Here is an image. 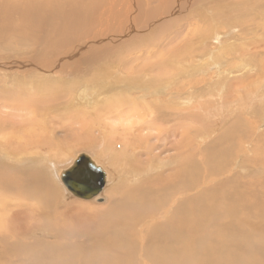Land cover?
Returning <instances> with one entry per match:
<instances>
[{"label":"bare ground","instance_id":"obj_1","mask_svg":"<svg viewBox=\"0 0 264 264\" xmlns=\"http://www.w3.org/2000/svg\"><path fill=\"white\" fill-rule=\"evenodd\" d=\"M157 1L161 4L166 0H0V42L9 48L8 52L0 54V72L20 75L28 71V86L45 93L48 90L45 83L48 82V77L57 78L58 73H64L65 69L61 65L68 59H85L94 70L101 68L96 60L114 53L117 47L124 44L125 41L120 40L125 34L145 24L152 26L157 16H162L159 14L162 10L157 13L155 11L154 4ZM204 2L205 0L201 1V4ZM190 4L186 5L190 7L194 3L191 1ZM195 8L202 9L198 6ZM150 10L152 12L148 16L147 12ZM190 11L193 9L188 13ZM199 16L200 14L195 23L201 20ZM188 26L189 29L193 27L191 24ZM34 42L37 47L44 48L30 57L17 56L15 46L31 48L34 47ZM111 64L102 68L105 74L116 68H111ZM116 71L114 69L113 72ZM179 82L174 87L178 89L180 86L181 89L167 94L171 100L169 105L161 99L151 100L145 104L146 109H151V112L144 113L145 117H150L153 113L150 121L145 119V124L148 121L150 127L155 128V139L158 142L162 140L158 137L164 130L162 124L169 126L168 124L177 121H193L187 124L188 127L172 130V136L179 134L170 144L175 154L165 156L160 149L159 154H151L149 147L153 145H145L144 158L136 159L138 168L125 167L124 163L130 162L123 157L124 154H112L119 159L109 160L111 147L104 146L105 133L109 129L105 126L98 133L100 142L98 140L91 144L97 154L79 150L93 156L109 174L104 186H107L104 193H108V203L102 209L84 211L79 204L73 202L78 205L75 206L76 211L69 210L70 205H73L71 203L60 207L59 212L56 210L57 204L62 206L66 198L60 187L56 184L53 187L52 175L60 183L59 173L72 162L79 151L75 150L71 154L65 166L52 164L53 157L63 155L62 151H58L57 156H50L46 152L37 153L38 155L18 163L20 167L17 169L2 165L5 163L1 160L12 154L8 155L0 145V184L15 191L18 197L20 193L22 198L28 199L33 205L30 214L34 219L39 217L37 219L43 221V226L38 228L44 227L47 234L55 231L56 236L54 240L35 237L28 241L23 234H35L21 228L22 221H27V218H22L25 214H14L7 218L0 211V264H264V137L259 135L256 139L251 138L259 125V118H248L242 114L259 95L262 101L259 109L264 108V92L257 95L256 88L253 90L251 86L244 87L242 94H239L242 91L240 89H230L226 93V99L227 96L228 99L234 97L235 101L222 104L223 102H218L220 98L215 97L218 101H215L216 112L213 114L211 108L208 111L207 105L204 107L206 111H203L199 105L202 100L197 98L195 104L198 103L199 108L196 104L194 109H189L188 103L183 105L184 99L175 101L182 88L190 84L189 79L187 84ZM82 86L87 85H81L74 93L79 104L85 102L87 96L85 93L81 100H77L78 90ZM61 88H57L55 92L62 93ZM189 90L190 93L198 92L193 88ZM195 96L198 94L195 93ZM88 101L87 97V104ZM181 104L182 111L175 114L172 110ZM52 107L54 106L51 104L43 107L36 104V108L32 110L33 118L37 119L39 115L38 121L43 123ZM138 114H142L139 109L135 115ZM223 117L226 118V125L215 127L206 122L209 118H214L212 123L216 124ZM196 123L205 127V131L201 130L202 136L199 135L200 132L195 134ZM260 123L264 124V115ZM1 125L3 124L0 123ZM33 126L26 125V138L29 143L38 145L45 139L42 137L44 132ZM249 127L250 132L247 130ZM9 128L5 138L7 145L16 139L12 133L14 126L10 125ZM113 130L117 135L114 128ZM193 134L196 138H210L203 146L202 153L195 154L189 146V136ZM139 139H143V136H139ZM136 141L140 143V140ZM248 141L253 142L251 144ZM248 143L251 147L248 150H252L253 154L240 159L239 156L247 152ZM158 146L160 145L157 143L156 147ZM168 160L177 162L176 166L164 168ZM121 163L123 165L120 166ZM107 165L117 166L120 174L118 179ZM25 167L34 169L27 170ZM161 168L165 170L161 171ZM7 176L17 177L20 182L18 179H7ZM114 179H117L116 183L110 184ZM256 183L261 185L262 193L257 191ZM58 185L65 188L62 182ZM65 191L69 195L66 188ZM101 193L94 198L101 196ZM65 212L70 216L72 224H63ZM56 219H60L61 223L56 222Z\"/></svg>","mask_w":264,"mask_h":264},{"label":"rangeland","instance_id":"obj_2","mask_svg":"<svg viewBox=\"0 0 264 264\" xmlns=\"http://www.w3.org/2000/svg\"><path fill=\"white\" fill-rule=\"evenodd\" d=\"M191 1L194 3L193 6H187L191 5ZM191 1L166 0L161 4H159L160 1H157L155 3L157 5L155 6L154 4L156 13L160 10L165 12H159L162 16L159 17L158 15L152 26L145 24L132 29L133 31L129 34H125L120 40L121 42L125 41L124 44L120 43L121 45L117 47L114 53L96 60L101 66V68L96 70L91 68L92 65L86 62L85 59L76 58L74 61L68 59L61 65L65 69L64 73H58L57 78L49 76L48 82H45L47 83L48 94L28 86L30 82L28 71H24L20 75L11 72H7L8 74L0 72V123L3 124L0 126V145L9 153L8 155L12 154V156L1 160L2 163H5L2 165L19 169L20 164L18 163H21L24 159H29L33 155L46 152L50 156H57L56 153L62 151L63 155L52 159V164L54 163L56 164L55 166L61 167L66 165L75 150L92 151L97 154L96 150L92 149L91 144L99 140L100 134L98 133L105 126L109 129V132L105 133L106 141H104V146L111 147L109 160H116L117 158L118 161L119 158L112 154H124L123 157L130 162L124 163V166L132 169L133 167L138 168L136 159L144 158V154H146L145 145H153L149 147L151 148V154H159V149L162 150L161 154L165 156L175 154L170 144L179 134L172 136V130L178 128V131L179 128L183 129V127H188L187 124L193 123L190 120L192 122L185 123L183 121L184 123H182V121H177L174 122L175 124H168L169 126L162 124L164 130L161 131V135H158V137L162 138L160 142L155 139V128L150 127L151 124L148 121V124H145V119L150 121L153 114L150 117H145L144 113L151 112V109H146L145 104H148L151 100L161 99L165 104L169 105L171 100L167 94L181 89L180 86L178 89L174 87L179 81L187 84L189 79L190 84L182 88L181 92L177 94L175 101L184 99L185 102L182 103L183 105L188 103L190 107L188 105L187 107L189 109H194L198 105V103H196L197 105L195 104L197 99L199 101L202 100L201 102L206 101L203 104L200 102V108L204 109L207 105L206 108H209L208 111L212 109L211 112L213 114L216 112L215 101H218V98L215 97H219L220 100L218 102H223L222 104L235 101L236 98L234 97L228 99L229 96H227L226 99V93L230 89H240L242 91L239 94H242L246 87L251 86L250 88L252 89L256 88L257 95L262 94L264 92V0H205L204 4H201L203 0ZM197 6L202 9L195 8ZM144 9L147 10L145 7ZM190 9H193V11L188 13ZM151 12L152 10L148 11L147 15L149 16ZM198 14H200L201 20L195 23ZM189 24L193 26L191 29H189ZM116 42L118 43V41ZM36 45L34 42V47L31 48L23 46L21 48L20 46L19 48L18 46L12 48H15L17 56L23 58V56L30 57L35 55L37 51L44 48V46L37 47ZM0 47L2 48H0L2 50H0V54L9 50L7 45H3L1 42ZM3 48L6 49L4 50ZM118 50L119 52L117 53ZM117 54L119 55L117 56ZM108 63H112L111 68L116 67L114 69L117 70V74L113 72L114 69L113 71L110 69L107 74L104 73L102 68L105 69V67L109 66ZM201 79H204V81H199ZM81 85H87L82 86L87 95L85 102H83L86 104H79L74 98L75 91ZM59 87L63 88L62 93L55 92ZM190 88L197 89L198 92L190 93ZM195 93L198 96H195ZM217 93L219 94L217 95ZM87 97L89 98L88 104L90 103V106L87 104ZM36 104L41 105V107L49 104L54 106L46 114L44 122L42 121L43 123L38 121L39 115L37 119L33 118L32 110L36 108ZM261 104L262 101L259 95V98H254L251 106L242 113L243 116L248 118H259V125L253 131L252 139H256L259 135L264 137V124L261 125L260 123L264 115V108L259 109ZM199 105L197 106L198 108ZM181 106L182 104L175 106L172 111L175 114H180V111H182ZM137 109H139V113H142L141 116L139 114L135 115ZM119 110H121V113ZM172 111L170 114H172ZM203 111H206V109ZM30 114H32V118ZM224 119L226 118H221L216 124L212 123L214 118H209L206 122H209L211 126L217 127L220 124H227ZM31 124L36 129H42L44 132L42 137L45 138V142L41 141L38 145L29 143L25 132L26 125L28 127ZM10 125L14 126L12 133L16 139L7 145L5 138ZM194 126H197L195 134L200 132L199 135L202 136L201 130L205 131V127H202L203 125L200 123H196ZM113 128L117 135L114 134ZM250 128L247 129L249 132ZM2 133H4L3 136L1 135ZM146 133L148 134L145 135ZM139 136H143V139H139ZM201 136L198 138L194 137V134L189 136V146L195 154L202 153L210 139H203ZM136 140H140V143ZM248 142L252 144L253 141ZM157 143L160 145L158 146L159 148L156 147ZM249 143L246 147L247 152L241 154L239 156L240 159L250 157L253 154L252 150H248L251 148ZM22 156L23 158H20ZM97 158L101 159V157ZM105 158L103 157V159ZM176 163L168 160L165 163L166 165L164 164V168L174 167ZM121 165L123 164L121 163ZM116 167L115 165H107L114 177L117 175L118 179L120 174ZM25 168L27 170L34 169ZM51 170L53 173V167H51ZM163 170L161 168V171ZM244 172L246 173V170ZM7 179L17 180L18 178L7 176ZM117 179H114L110 184L116 183ZM51 180L53 187L56 184L65 193L66 200L63 201L62 206L57 204L58 208L56 210L58 212L60 207L70 203L73 204V202L79 204V207L84 211L102 209L108 203V193H104L107 186L101 191L102 201H91V199L75 197L69 192L68 195L65 188L62 185H58L61 182H58L54 174ZM18 182H20L19 179ZM256 186L257 191L262 193L261 185L256 183ZM0 191V211L2 216L10 218L14 214H25L22 218H27V221L21 220V228H26L30 233L35 234V236L23 234L26 240L32 241L35 237L38 239H56L55 231L47 234L43 229L44 227L38 228L43 226V221L37 219L39 217L34 219L30 214L33 210V205L28 199L22 198L20 193H18V197L15 191L4 188L2 184H0ZM17 198L20 199L18 200ZM77 204L70 205L69 210L76 211L75 206L77 207ZM67 214L65 212L66 218L63 217V224H72L70 216ZM56 222L61 223V220L56 219ZM32 228H35V230L32 231ZM38 231H44V233H36Z\"/></svg>","mask_w":264,"mask_h":264},{"label":"water","instance_id":"obj_3","mask_svg":"<svg viewBox=\"0 0 264 264\" xmlns=\"http://www.w3.org/2000/svg\"><path fill=\"white\" fill-rule=\"evenodd\" d=\"M84 88L78 90V100L84 95ZM109 174L103 165L88 153L79 151L72 162L59 173V179L69 193L81 199H92L104 188ZM102 201L103 197L94 198Z\"/></svg>","mask_w":264,"mask_h":264}]
</instances>
